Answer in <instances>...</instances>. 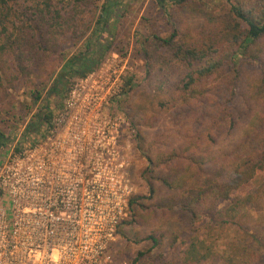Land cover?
Here are the masks:
<instances>
[{"label":"trees","instance_id":"obj_1","mask_svg":"<svg viewBox=\"0 0 264 264\" xmlns=\"http://www.w3.org/2000/svg\"><path fill=\"white\" fill-rule=\"evenodd\" d=\"M64 1L67 4L59 8L57 4ZM95 1L0 0V102L9 95L5 79L21 81L37 75L35 70L57 54L58 36L64 31L76 32V16ZM122 1L104 0L85 52L66 59L44 99L38 90H32V103L43 100V104L27 123V135L20 137L15 152L27 140L33 145L45 135L54 113L49 97L64 96L68 78L85 76L97 68L111 49ZM167 1L182 7L195 0L157 3L163 6ZM225 2V12L201 24L194 34L182 28L168 38L154 35L152 52L144 50L145 57L157 64L148 65V80L156 92L164 94L153 108L156 127L164 113L188 120V128L181 124L183 133L169 144L172 147L166 146L157 163L155 184L149 186L155 203L153 219L178 230L205 215L212 226L210 232L191 240L178 264H264L260 243L230 241L221 254L211 234L217 222L227 229L253 233L256 220L244 209L264 201V0ZM160 49L164 55L157 53ZM245 64L251 68L243 67ZM131 88L129 78L125 93ZM12 105L10 102L11 110ZM32 109L26 108L29 113ZM8 141L0 132V149ZM259 174L262 179L251 193L231 198ZM139 199H130V209ZM134 217L131 214L125 224H133ZM149 239L160 245L154 236ZM174 239L173 235L170 242Z\"/></svg>","mask_w":264,"mask_h":264},{"label":"built area","instance_id":"obj_2","mask_svg":"<svg viewBox=\"0 0 264 264\" xmlns=\"http://www.w3.org/2000/svg\"><path fill=\"white\" fill-rule=\"evenodd\" d=\"M128 59L74 80L43 138L0 164V264H118L109 249L135 195L118 110Z\"/></svg>","mask_w":264,"mask_h":264},{"label":"rangeland","instance_id":"obj_3","mask_svg":"<svg viewBox=\"0 0 264 264\" xmlns=\"http://www.w3.org/2000/svg\"><path fill=\"white\" fill-rule=\"evenodd\" d=\"M103 2L104 0H96L92 5L84 8L82 14L76 16L79 24L77 31L74 33L64 31L58 36L56 44L59 53L50 57L44 63L43 68L36 69L37 75L33 74L21 81L6 78L3 82L9 95L0 102V132L9 141L6 142L4 148L0 149V164L5 161L15 146L17 147L20 137L27 135L25 131L27 123L43 104V100L32 103L30 96L32 90H38L44 99L49 86L61 71L66 59L85 52L87 38L95 28ZM65 4H67L66 1L57 6L60 8ZM227 8L228 4L225 0H195L182 7L168 1L161 6L157 0H124L121 2L112 47L105 53L101 63L110 59L112 53L129 58L126 80L131 78L132 88L126 91L118 104V110L126 118L123 131L124 141L129 144L130 148L129 171L133 176L134 196H139L140 199L137 205L133 204L131 209L129 208L130 212L132 210L131 214L135 213L133 224L120 225L116 241L109 249L111 257L118 261L116 262L118 264H178L191 240L210 232L211 221L205 215L193 219L192 224L180 225L178 230L162 224L160 219H153L152 209L155 203L153 204L151 200L149 186L150 183L155 184L156 172L160 168L157 163L164 156L166 146L173 144L175 137L183 133L184 129L181 128V124L186 123L185 129L188 128V120H179L182 116L175 117L177 115H164V113L159 118L161 119L160 125L156 127L158 124L155 122L153 108L155 109V103L164 98V94L156 92L155 85L148 80L146 74L148 65L151 63L157 67V64L145 57L144 50L152 52L151 41L154 35L168 38L174 30L182 28L191 30L190 33L194 34L197 27L223 14ZM68 9L67 6L64 7L65 11ZM157 53L164 55L162 49ZM243 67L250 69L251 64H245ZM77 78H68L67 91L64 96L49 97V106L54 113L63 108V101L69 87ZM10 102L13 103L12 110L9 109ZM27 106L33 107L30 113L26 110ZM29 144L31 141L27 140L21 147ZM261 179L262 175H257L256 180H252L234 192L231 198L248 195ZM223 204H219L218 207L222 208ZM139 205H143V208ZM244 210L254 216L258 226L254 229L256 231L253 230L251 233L252 230L227 229V225L217 222L211 234L216 240L218 253L222 254L224 247L230 241L242 242L244 240L254 245L260 243V246L262 245L260 251L264 253V201L248 205ZM173 235L175 236L174 242H170ZM149 236L158 239L160 245H154Z\"/></svg>","mask_w":264,"mask_h":264}]
</instances>
